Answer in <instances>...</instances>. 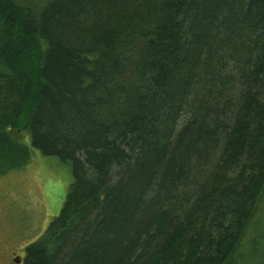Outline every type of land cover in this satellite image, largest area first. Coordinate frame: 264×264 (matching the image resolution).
Returning <instances> with one entry per match:
<instances>
[{
  "label": "trees",
  "instance_id": "16d2710c",
  "mask_svg": "<svg viewBox=\"0 0 264 264\" xmlns=\"http://www.w3.org/2000/svg\"><path fill=\"white\" fill-rule=\"evenodd\" d=\"M29 150L72 183L24 264H264V0H0Z\"/></svg>",
  "mask_w": 264,
  "mask_h": 264
},
{
  "label": "rangeland",
  "instance_id": "374dc122",
  "mask_svg": "<svg viewBox=\"0 0 264 264\" xmlns=\"http://www.w3.org/2000/svg\"><path fill=\"white\" fill-rule=\"evenodd\" d=\"M9 134L27 141L25 133ZM71 183L68 165L42 157L36 150H29L16 168L0 167V264L8 263L12 251L21 255L24 246L41 236L59 214Z\"/></svg>",
  "mask_w": 264,
  "mask_h": 264
},
{
  "label": "flooded vegetation",
  "instance_id": "af4514ba",
  "mask_svg": "<svg viewBox=\"0 0 264 264\" xmlns=\"http://www.w3.org/2000/svg\"><path fill=\"white\" fill-rule=\"evenodd\" d=\"M28 246H24V248L22 249V254L19 255L18 253H15L14 251L11 252V257L8 258V263L7 264H24V258L26 255V248ZM24 254V256H23ZM6 264V263H5Z\"/></svg>",
  "mask_w": 264,
  "mask_h": 264
}]
</instances>
